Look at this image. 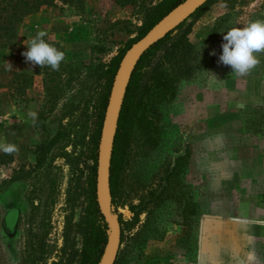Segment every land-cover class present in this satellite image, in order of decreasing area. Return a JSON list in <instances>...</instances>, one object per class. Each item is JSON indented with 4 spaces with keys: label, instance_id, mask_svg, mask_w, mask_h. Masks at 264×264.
Here are the masks:
<instances>
[{
    "label": "rangeland",
    "instance_id": "374dc122",
    "mask_svg": "<svg viewBox=\"0 0 264 264\" xmlns=\"http://www.w3.org/2000/svg\"><path fill=\"white\" fill-rule=\"evenodd\" d=\"M159 1L55 0L23 17L15 43L0 48V143L18 147L0 151V264H31L39 239L36 264L66 262L64 221L70 215L75 223L84 206L91 136L107 92L103 73ZM255 20H264V0H211L186 21V39L203 53L193 75L151 106L154 142L144 144L133 122L110 197L122 229L113 264H264V53L250 74L237 76L219 62V45L204 47L214 24L218 40ZM39 31L65 53L58 71L22 55ZM183 152L186 224L171 199L143 205ZM10 209L16 221L9 227ZM67 244L65 253L79 248L75 229Z\"/></svg>",
    "mask_w": 264,
    "mask_h": 264
},
{
    "label": "trees",
    "instance_id": "16d2710c",
    "mask_svg": "<svg viewBox=\"0 0 264 264\" xmlns=\"http://www.w3.org/2000/svg\"><path fill=\"white\" fill-rule=\"evenodd\" d=\"M54 1L0 0V48L15 43L17 38V24L23 17L36 12L42 7L52 5ZM59 1L71 3L73 0ZM182 1L160 0L155 9L150 13L148 20L141 27L138 35L112 58L103 73L107 92L101 106L102 110L99 115L97 127L91 136V147L88 158H90L92 163L89 166V173L85 178L84 206L81 215L75 223L71 222L70 215L64 221L61 252L66 254V262L63 264H72L73 262L75 264H97L106 246L107 225L99 214L94 201V170L102 115L109 87L119 60L130 43L141 36L162 15ZM210 1L206 0L175 27L143 49L133 65L122 97L109 159L108 188L111 200L115 196L119 169L129 142L134 120L136 119V123L139 126L143 143L149 144L154 142L155 137L152 135L150 119L151 106L163 102L168 95L174 92L180 80L189 79L195 72L198 57L203 53V49L196 48L186 39L185 35L189 28V24L186 21L198 17L205 5ZM218 25L216 23L212 27L210 38L204 47L212 49L213 45L217 44L219 45V53L222 54V44L225 41L223 39L215 40V36L218 34ZM186 155L187 152H183L172 158L171 162L164 169V175L159 188L154 190L155 192H149L150 198L147 199L146 204H143L145 206L152 203L157 206L165 199H171L180 208L182 216L181 222L183 224H186L188 220V202L185 193L180 189L182 185L180 173ZM38 163H40V160H38ZM14 212L15 210L11 211L10 209L5 213L4 220L9 227L13 226L16 221ZM139 212L140 210L134 212L135 217ZM12 218L14 220L13 225L11 223L13 221ZM72 229H75V232L80 236V246L78 249L71 247L65 253V248L68 246L69 232ZM121 234L122 229L120 228L119 243L121 242ZM37 247L39 251L38 255L33 258L31 264H36V259L41 257L40 255L43 253L44 246L40 239L37 241ZM62 260L64 259L61 257L56 264H61Z\"/></svg>",
    "mask_w": 264,
    "mask_h": 264
},
{
    "label": "water",
    "instance_id": "95a60500",
    "mask_svg": "<svg viewBox=\"0 0 264 264\" xmlns=\"http://www.w3.org/2000/svg\"><path fill=\"white\" fill-rule=\"evenodd\" d=\"M205 1L183 0L176 4L141 36L130 43L119 60L102 115L95 157L94 201L99 214L107 225L106 246L97 264H113L119 246L120 226L110 208L108 168L116 121L130 72L143 49L175 27Z\"/></svg>",
    "mask_w": 264,
    "mask_h": 264
},
{
    "label": "clouds",
    "instance_id": "9594fccd",
    "mask_svg": "<svg viewBox=\"0 0 264 264\" xmlns=\"http://www.w3.org/2000/svg\"><path fill=\"white\" fill-rule=\"evenodd\" d=\"M46 35V32L39 31L29 40L27 51L22 55L33 66H50L53 71H58L61 63L65 61V53L47 43L44 39ZM223 40L225 42L222 44L219 62L230 66L232 73L237 76H246L261 63L259 54L264 53V20H255L243 27L232 28L223 35ZM6 66L8 70H12V65L7 61ZM28 115L35 123L37 113L33 111ZM0 151L12 155L18 152V147L15 144L0 143Z\"/></svg>",
    "mask_w": 264,
    "mask_h": 264
}]
</instances>
